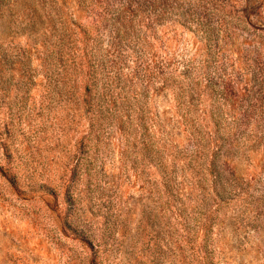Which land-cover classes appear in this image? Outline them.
Returning a JSON list of instances; mask_svg holds the SVG:
<instances>
[{"label": "rangeland", "instance_id": "rangeland-1", "mask_svg": "<svg viewBox=\"0 0 264 264\" xmlns=\"http://www.w3.org/2000/svg\"><path fill=\"white\" fill-rule=\"evenodd\" d=\"M0 264H264V0H0Z\"/></svg>", "mask_w": 264, "mask_h": 264}]
</instances>
